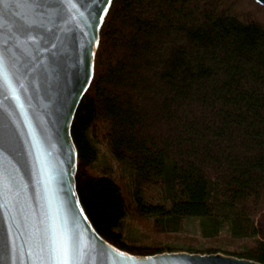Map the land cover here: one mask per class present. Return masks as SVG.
<instances>
[{"label": "trees", "instance_id": "obj_1", "mask_svg": "<svg viewBox=\"0 0 264 264\" xmlns=\"http://www.w3.org/2000/svg\"><path fill=\"white\" fill-rule=\"evenodd\" d=\"M77 192L95 230L136 255L120 228L154 217L165 235L186 219L202 236L222 229L236 249L204 253L264 264L255 218L264 212V7L251 0H113L93 81L71 130ZM105 145L132 176L123 192L91 172ZM157 189L160 202L146 197Z\"/></svg>", "mask_w": 264, "mask_h": 264}, {"label": "water", "instance_id": "obj_2", "mask_svg": "<svg viewBox=\"0 0 264 264\" xmlns=\"http://www.w3.org/2000/svg\"><path fill=\"white\" fill-rule=\"evenodd\" d=\"M251 1L264 7L262 0ZM50 2L53 6L35 7ZM111 4L0 0V52L10 49L14 66H8L9 80L17 97L5 99L8 93L0 79V119L6 109L15 145V158L5 153L0 166L18 169L19 182L25 186L11 198V211L0 209V264H30L29 248L39 239L37 228L41 227L37 202V193L44 195L38 183L41 168L54 208L85 245L83 264H261L220 253L131 254L105 240L86 215L77 192L78 151L71 130L93 81L100 31ZM27 24L32 28L22 33L20 26ZM43 203L40 199L39 204Z\"/></svg>", "mask_w": 264, "mask_h": 264}, {"label": "snow or ice", "instance_id": "obj_3", "mask_svg": "<svg viewBox=\"0 0 264 264\" xmlns=\"http://www.w3.org/2000/svg\"><path fill=\"white\" fill-rule=\"evenodd\" d=\"M100 2L111 4V0H100ZM49 6H53V3L35 5L37 8ZM55 6L59 7V5ZM101 11H104V9H101ZM37 27H42V25H37ZM31 28V24L21 25L20 31L22 33L27 32ZM29 38L32 37L29 36ZM10 63L14 66L10 49H5L0 52V79L3 80L8 93V95H5V99H8L9 96L16 99V89L12 87L9 80L8 66ZM20 87L23 88L24 85L21 84ZM5 112V117L0 119V156L6 153L8 156L15 158L14 133L9 124L10 114L7 113L6 109ZM18 171V169L0 166V201H3L0 203V209L11 211L9 208L11 198L19 196V193L25 187L19 182ZM39 175L38 183H41L44 188L42 197L39 192L37 193L40 215L38 223L41 227L37 228L39 239L29 248L28 258L30 264H83L85 245L81 236L74 228L68 227L59 210L54 208L53 194L48 182L44 179L42 168ZM71 195L75 196V193L73 192ZM40 199L44 200L43 204H39Z\"/></svg>", "mask_w": 264, "mask_h": 264}, {"label": "rangeland", "instance_id": "obj_4", "mask_svg": "<svg viewBox=\"0 0 264 264\" xmlns=\"http://www.w3.org/2000/svg\"><path fill=\"white\" fill-rule=\"evenodd\" d=\"M97 149V159L91 166V172L112 178L124 193L131 190L132 176L127 167L118 163L105 145H98ZM145 195L154 202H160V193L157 189H150L146 191ZM154 220V217L141 218L135 215L126 217L119 230L123 241L134 247L159 246L161 252L158 253L188 252L198 254H207L204 251L208 246H228L229 250H232L243 243V241L230 240L225 229H222L217 238L213 240L203 237L199 221L196 219H186L180 230L161 235L152 226ZM255 225L259 232L257 238L264 240V212L255 218Z\"/></svg>", "mask_w": 264, "mask_h": 264}]
</instances>
